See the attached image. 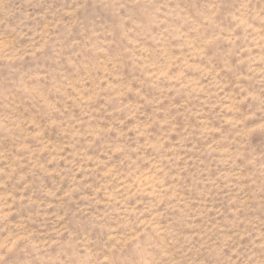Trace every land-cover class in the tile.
I'll return each instance as SVG.
<instances>
[{
	"label": "rangeland",
	"instance_id": "1",
	"mask_svg": "<svg viewBox=\"0 0 264 264\" xmlns=\"http://www.w3.org/2000/svg\"><path fill=\"white\" fill-rule=\"evenodd\" d=\"M0 264H264V0H0Z\"/></svg>",
	"mask_w": 264,
	"mask_h": 264
}]
</instances>
